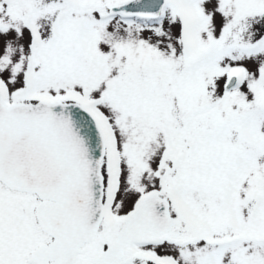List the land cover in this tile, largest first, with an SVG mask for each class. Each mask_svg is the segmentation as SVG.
Masks as SVG:
<instances>
[{
	"label": "snow or ice",
	"instance_id": "1",
	"mask_svg": "<svg viewBox=\"0 0 264 264\" xmlns=\"http://www.w3.org/2000/svg\"><path fill=\"white\" fill-rule=\"evenodd\" d=\"M0 264H264V0H0Z\"/></svg>",
	"mask_w": 264,
	"mask_h": 264
}]
</instances>
